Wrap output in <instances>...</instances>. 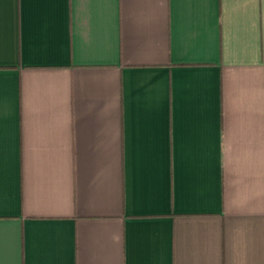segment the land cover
Listing matches in <instances>:
<instances>
[{
  "label": "crops",
  "instance_id": "0c3cea01",
  "mask_svg": "<svg viewBox=\"0 0 264 264\" xmlns=\"http://www.w3.org/2000/svg\"><path fill=\"white\" fill-rule=\"evenodd\" d=\"M0 264H264V0H0Z\"/></svg>",
  "mask_w": 264,
  "mask_h": 264
}]
</instances>
